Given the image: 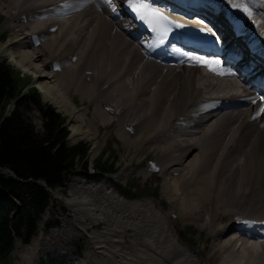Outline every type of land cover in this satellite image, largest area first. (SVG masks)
<instances>
[{"label":"bare ground","instance_id":"6f19581e","mask_svg":"<svg viewBox=\"0 0 264 264\" xmlns=\"http://www.w3.org/2000/svg\"><path fill=\"white\" fill-rule=\"evenodd\" d=\"M154 1L175 10V16L207 20L218 35L216 46L226 51L224 64L206 66L194 56L166 64L148 57L145 38L137 39L140 28L130 16L122 15L141 13L144 8L136 10L137 0H0L9 17L0 23V30L9 27L14 35L10 42L3 40L0 55L7 54V45L12 44L20 65L33 71L43 98L58 106L63 104L62 95L89 107L96 99L107 102L105 95L110 94L121 121L116 137L134 150L133 157L153 152L152 167H159L164 175L159 198L168 204V223L178 236L177 221L195 223L198 235L185 239L194 248L180 247L184 242L173 238L169 225L147 227L150 219L145 222L141 214L147 202H134L138 214L134 227L122 219L119 227L110 228L105 216L97 215L107 206L102 207L100 199L93 203L92 195L110 198L119 209L133 202H123L120 193L108 191L110 185L104 182L87 187L80 180H68L63 185L67 200L52 199L48 213L57 206L68 217H80L83 229L76 227L84 231L88 252L103 258L114 255L108 264H264V244L252 240L264 241V112L260 111L264 108V0ZM117 15L122 17L115 19ZM200 58L216 61L211 56ZM36 60L39 67L33 65ZM91 108L92 116L86 120L90 128L108 124L104 110L98 105ZM77 133L72 135L91 134ZM98 147L94 140L90 154ZM140 171V176L148 177L146 169ZM109 235L118 238L110 241ZM107 238L114 249L104 245ZM195 238L202 246L197 247ZM41 241L37 235L28 244L26 258L20 256L17 244L16 260H25L15 264H38L36 248ZM125 243L126 250H135L131 257Z\"/></svg>","mask_w":264,"mask_h":264},{"label":"rangeland","instance_id":"374dc122","mask_svg":"<svg viewBox=\"0 0 264 264\" xmlns=\"http://www.w3.org/2000/svg\"><path fill=\"white\" fill-rule=\"evenodd\" d=\"M0 3H2V2H0ZM0 9H1L0 14L2 15V19L0 20V23H1L3 20L7 21V18H9V17H7L5 15V10L3 8L0 7ZM120 17H122V16L117 15V16H115V19L120 18ZM0 35H5V38H3V40L5 39L4 42H6V41L10 42L11 39H9V37L14 36V35H12V30L9 27H7V29L4 28V29L0 30ZM138 38L139 37H137V39ZM3 40L0 41V46H1V43H4ZM7 47H8V53L5 54L4 56L0 55V61H4L5 63H8V65L13 70H15V72H17L18 75L23 80H25L26 85L23 87V90H25L27 87H33L39 94L40 105L48 104L49 106H51L53 108L54 111H56L59 114V116L61 117V120H60L61 125L63 127H65V129L68 132L66 140H65L66 143L72 144V143H75L76 141L81 140L82 142H85V144L87 145V150H86V154L82 158H75L73 160V165L70 166L69 168H67L62 173L60 182L55 184L53 186V188L51 187V188H48L46 190V196H47L46 197V205L44 206L43 210L35 216V229H34L33 233L29 236L27 241H23L22 237H16V239L14 241L13 248L11 249V251L9 252V256L7 257L6 263L7 264H15V262L18 261V260H16V252H17L16 251V245L17 244L19 245V250L21 251L20 256H22L23 258H26L29 255L28 254L29 252L26 249L29 247L30 243H32V241H34L36 239L37 235L42 236V241L39 242L40 244L37 245V248H36L37 252L39 251V253H38V264H39V259L48 250H56V251L63 253V255H65V263L64 264H70L71 261H75L77 264H108L107 261H109L111 258L113 260H115V257H113L114 255H112V254H110L108 256V258H103L102 255H98L95 251H93L91 249H90L91 252L90 251L88 252V246L87 245H89V243H88L87 238H85L82 235L84 231L80 230V229H83L81 226V223H80V221H81L80 217H79V220H78V217H77V219L68 217L67 212H64L63 209H60L57 206L55 208H52V212L48 213L47 207H50V203H51L52 199L57 200V201L58 200L63 201L64 199L67 198L66 194H64V192H63L64 191L63 185H65L68 182V180H70V179L71 180L72 179L80 180L81 183L82 184L84 183V185L87 187H90L91 184L92 185H98V184L103 183V182H104V185H110L111 186L113 184V182H116V183H120L121 185H124L126 187H128V186L132 187V189H131L132 193L129 194V196H125V195L120 194L122 201L125 202L126 204L129 203V205H130V202L131 203L133 202L132 203L133 205L131 204L130 206L124 208L127 210H124L121 208L119 209L118 207H115V205H113V203L111 205L110 201L113 202V200H110V198H108V199L104 198V200H102L101 194L92 195V199H90V200L100 199L99 202H98V200H96V201L101 206L103 205L102 207H105L104 205L107 206V207H105L106 211L104 209H101V210H99L97 215H99L100 217L105 216L103 218L106 220V224L110 228L111 227L112 228L119 227L118 225H119L120 221L123 222V220L128 221L126 223L128 226L134 227V225L137 222V218H138V214L134 211V208H136L135 206H137V205H134L135 201H138L135 204H138L139 201H140V203L143 202V204H146V202H147L143 213H141L145 217V222L150 219L149 221L146 222L147 227H151V226L156 227V225L158 223L160 225H162V224L163 225H165V224L169 225L168 222L170 219L168 220V218H167L168 204L166 203L165 200H163V201H165L163 203L159 198V196H160V190L159 189H161V183L163 181L164 175H163V173H161V171H159L160 169H159V167H157V165H156L157 168H153L154 167L153 164H155L153 152H151V153L149 152L146 156L138 155V156L133 157L132 154H134V150L132 148L127 149V147L125 145H123L118 140V138L116 137L117 133H118V128L121 126V121H120V115L117 114L118 113V112H116L117 110L114 109L112 102L110 101L111 95L110 94L105 95V97L107 98V102H104V100H101V99H99V100L96 99L91 105H89V107L86 106L85 103L81 104L83 106L82 108L85 107V110H86V116L85 117H83V114L81 113V111L78 110V108H79L78 106L80 104L77 102L72 103V101L66 96H63V95L61 96V98L64 101L62 100L63 104L61 106H58L57 103L49 100L48 98L47 99L43 98L42 90L40 88H38L37 84L34 83L35 79H33V74H32L33 71L28 70L27 65H26L27 67L22 66V64L20 65L21 61H20V59L15 57L16 53L14 51L15 49H14V46L12 44L9 46L7 45ZM27 51L31 54L30 48L27 49ZM12 58H14L15 60L13 61ZM39 61L40 60L34 61L33 65L39 67L40 66ZM81 68H82V65H81ZM55 87H57L58 91H60L57 85H55ZM60 94H61V91H60ZM95 105H98V107H100L102 111L104 110L103 112L106 113V115L108 114L107 115L108 116V124H106V125L105 124H97L98 128L97 127L96 128H90V126L86 124L87 123L86 120L90 116H92L91 115V112H92L91 107L94 108ZM107 105H109L110 107H108ZM13 106H14L13 102L9 103L8 107L6 108V114H8L11 111ZM20 111L23 113V115L25 117L26 125L31 126V128L33 129V131L35 133L41 134L44 131L43 122L45 121V119H44V117H42V112H41V110L38 109L37 105H35L33 103H27V106L24 109H20ZM89 114H90V116H89ZM84 120H85V123H84ZM110 123H112V124H110ZM94 129H95V131H94ZM90 130H91V132H90ZM77 131H79V132L85 131V132L91 133V134H90V136L89 135H87V136L86 135H81V136L72 135V133L73 134L77 133ZM127 134L129 135L128 132H127ZM94 140L96 143H98L99 147L95 148L93 153L90 154L89 150L91 148V145H93ZM100 152L103 153V155L100 156L101 157L100 161L105 160L106 162H113L114 166L117 165V168H116L114 173H110L108 175H105V174H100L98 171L99 169H94L96 159L101 154ZM130 162H131V165H128V163H130ZM142 168L147 170V173H148L147 178H144V177L139 175V172H141L140 170ZM96 173H99V174L97 176H95ZM160 173L162 174V176L160 175ZM161 177H162V179H160ZM20 183H24V180H20ZM51 190H55V191L50 193L49 191H51ZM84 191H86V189H84ZM108 191H110V188H108ZM24 192H25V187L22 186L20 193L23 195V198L26 199L27 197H26ZM86 192H88V191H86ZM86 192L81 193V194H85ZM112 192H114V194L119 193L118 191H116L115 188H112ZM7 199L11 200L10 196L8 194H6L5 192L0 191V203L7 200ZM66 200H64V201H66ZM82 200H85V199H82ZM12 201H14V200H12ZM96 201L94 200V202L93 201L92 202L95 203ZM16 203H17L16 204L17 208L15 207V210L13 211V213L18 211L19 207H20V203L19 202H16ZM159 206H161L163 209L160 208ZM151 207H152V209H151ZM147 210H150V211L153 210V213H152V211L150 213V211H147ZM155 210L157 212H155ZM144 212H147V214ZM101 213H103V214H101ZM104 213H106V214L108 213V217H106L107 215ZM149 213L151 214V216L153 217L154 220L152 219V217L149 216ZM125 214L127 215V219H125V216H126ZM154 214L158 215V216L156 217ZM110 215L112 216V218L110 217ZM121 215H122V217H121ZM147 216H148V218H147ZM57 217H59V218H57ZM114 218L116 221H118V220L119 221L116 222L114 220ZM185 223H186V225H185ZM194 224L195 223H187V222H183V221H180V222L177 221V223H176V225H178L177 231L181 232L182 236L177 235V233L175 232V229H173V227H172V224L169 225L171 227L172 233L174 235L173 238L174 239L175 238L176 239L177 238L182 239V241L184 243L181 242L182 244H180V247H182L185 250H191L194 248L193 247L194 244L189 245V243H186L187 239L196 237L199 233L197 227H194V226H196ZM64 226H65V228H64L65 230H63V228H62ZM76 226H78L80 228L79 231H78ZM164 227H166V226H164ZM70 228H73V232H74V233L72 232L73 234H71ZM76 231H78V233ZM96 231H98V230H95L94 232H96ZM85 232L89 235V233H88L89 231H85ZM66 233H67V236L65 235ZM108 238L110 241H113V240L117 239L118 237L113 236V235H109ZM108 238L106 240V241H108V243L106 242L104 245L106 247L114 249L115 244L113 242L110 243ZM200 238L202 239V237H200ZM200 238H195L196 239L195 244L197 245V247L202 246L201 245L202 241ZM252 240H256V242H260L261 245L264 244V241H260V240L258 241V239H252ZM126 245L127 244L125 243L124 248ZM122 248H123V246H122ZM124 248L122 250H124ZM28 249L30 250V248H28ZM25 250H26V253H25ZM125 250H126V248H125ZM134 251H130L129 249H127L125 252H127V254H129V256L131 257L132 256L131 253H133ZM262 253L264 254V250H262ZM23 260H25V259H23ZM23 260H19L18 262L23 263ZM77 260H79V261L77 262ZM131 262H133V261L131 260ZM116 264H123V263H121L120 261H117Z\"/></svg>","mask_w":264,"mask_h":264},{"label":"trees","instance_id":"16d2710c","mask_svg":"<svg viewBox=\"0 0 264 264\" xmlns=\"http://www.w3.org/2000/svg\"><path fill=\"white\" fill-rule=\"evenodd\" d=\"M25 85V80L8 63L0 61V191L14 200L0 203V264H7L16 237L27 241L33 233L35 216L46 205V190L60 182L62 173L73 165L75 158H82L87 150V145L81 140L66 143L68 132L61 125L59 114L48 104L40 105L38 92L33 87L23 90ZM11 102L14 106L6 114ZM27 103L37 105L42 112L45 121L41 134L35 133L25 123L20 109H24ZM100 153L94 169H99L100 174L114 173L117 165L100 161L103 155ZM114 185L123 195L132 193L130 186L116 182ZM22 186L25 187L26 199L20 193ZM16 202L20 203V207L13 213ZM63 262V253L56 250H48L39 259V264Z\"/></svg>","mask_w":264,"mask_h":264},{"label":"snow or ice","instance_id":"6c2138e0","mask_svg":"<svg viewBox=\"0 0 264 264\" xmlns=\"http://www.w3.org/2000/svg\"><path fill=\"white\" fill-rule=\"evenodd\" d=\"M145 7H146V5L142 3V0H137L136 10H139L140 8H145ZM245 11H247V9H245ZM198 62H201V63L205 64L206 66L210 65V64H214V63H219L217 61H207V60H204L203 58H199ZM211 70H214V69H211ZM260 111L264 112V108H261Z\"/></svg>","mask_w":264,"mask_h":264}]
</instances>
